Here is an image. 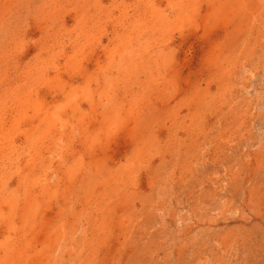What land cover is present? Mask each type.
<instances>
[{"label":"rangeland","instance_id":"1","mask_svg":"<svg viewBox=\"0 0 264 264\" xmlns=\"http://www.w3.org/2000/svg\"><path fill=\"white\" fill-rule=\"evenodd\" d=\"M0 264H264V0H0Z\"/></svg>","mask_w":264,"mask_h":264}]
</instances>
